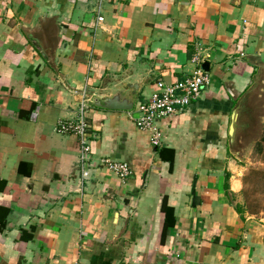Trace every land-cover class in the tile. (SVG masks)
<instances>
[{
  "label": "crops",
  "instance_id": "0c3cea01",
  "mask_svg": "<svg viewBox=\"0 0 264 264\" xmlns=\"http://www.w3.org/2000/svg\"><path fill=\"white\" fill-rule=\"evenodd\" d=\"M198 52L212 82L155 147L131 112ZM261 72L264 0H0V264H264L231 133ZM85 95L133 102L89 113L94 160L126 181L82 180L78 137L56 130Z\"/></svg>",
  "mask_w": 264,
  "mask_h": 264
},
{
  "label": "built area",
  "instance_id": "2783aa9c",
  "mask_svg": "<svg viewBox=\"0 0 264 264\" xmlns=\"http://www.w3.org/2000/svg\"><path fill=\"white\" fill-rule=\"evenodd\" d=\"M104 20L103 16L98 18ZM197 69L175 83L158 81L156 89L141 101L137 108L131 112V118L136 125L151 134V143L155 147L163 144V131L161 121L171 120L173 117L188 108L193 101L198 99L203 91L211 84V74L203 68V57L200 52L193 56ZM91 98L85 95L79 103L77 118L73 120L60 119L56 130L62 134H74L79 139L78 167L81 179L91 177L92 172L99 167L107 168L114 172L122 181H126L133 175V170L126 162L113 160L110 157H102L99 161L93 158L92 142L96 137L91 131L89 113L92 108ZM37 112H33L31 118L36 119Z\"/></svg>",
  "mask_w": 264,
  "mask_h": 264
},
{
  "label": "rangeland",
  "instance_id": "374dc122",
  "mask_svg": "<svg viewBox=\"0 0 264 264\" xmlns=\"http://www.w3.org/2000/svg\"><path fill=\"white\" fill-rule=\"evenodd\" d=\"M238 113L232 148L246 168L244 202L249 212L264 217V72L241 98Z\"/></svg>",
  "mask_w": 264,
  "mask_h": 264
},
{
  "label": "water",
  "instance_id": "95a60500",
  "mask_svg": "<svg viewBox=\"0 0 264 264\" xmlns=\"http://www.w3.org/2000/svg\"><path fill=\"white\" fill-rule=\"evenodd\" d=\"M203 68L206 71H209L207 63L203 64ZM91 102H92V104H96L98 106H103V107L111 108V109L131 110L133 108V102L129 101L128 99H122L120 97V95H115L114 97L105 98L103 101H94L92 99ZM238 117H239V113L237 112L235 114V123H236V125L234 123L232 125V128H231V133H232V136H233V142L235 141V135L237 133V126H238L237 120H238Z\"/></svg>",
  "mask_w": 264,
  "mask_h": 264
},
{
  "label": "trees",
  "instance_id": "16d2710c",
  "mask_svg": "<svg viewBox=\"0 0 264 264\" xmlns=\"http://www.w3.org/2000/svg\"><path fill=\"white\" fill-rule=\"evenodd\" d=\"M263 140H264V137H263Z\"/></svg>",
  "mask_w": 264,
  "mask_h": 264
}]
</instances>
